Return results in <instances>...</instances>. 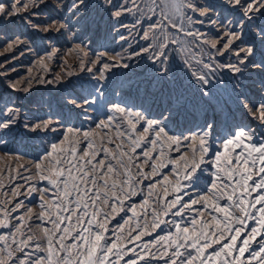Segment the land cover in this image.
<instances>
[{"label": "snow or ice", "instance_id": "1", "mask_svg": "<svg viewBox=\"0 0 264 264\" xmlns=\"http://www.w3.org/2000/svg\"><path fill=\"white\" fill-rule=\"evenodd\" d=\"M132 2L0 0V24L18 18L31 33H51L82 41L97 22L96 16L102 13L108 14L114 26L124 27L120 18L128 14ZM150 10L156 15L153 23L160 22L157 42L150 40L119 62L105 61L97 72L101 73L100 78L107 79L103 71L129 68L130 61L140 58L149 65L156 82L168 84L172 90L162 93L158 100L145 95L138 96L135 102L114 91L119 99L105 105L104 86L97 80L96 84L89 81L88 87L82 86L80 92H69L65 97L64 106L78 118L83 117L82 123L93 120L92 113L103 111L104 119L97 116L93 121L96 129L105 130L103 136L97 137L92 127L86 130L66 127L68 121L63 114L58 118L29 119L23 115L21 106L0 98V145H7L9 137L15 135L45 137L63 129L33 165L39 180L52 186L43 192L54 189L56 193L54 198L50 197L52 204L40 196L42 212L37 216L41 219L47 213L51 228H44L42 237H37L31 227L27 229L30 234L22 232V214L13 213L23 201L17 200L10 207L9 201L0 202V264H264V135L257 137L254 130L239 124L228 135H214L219 127L215 118L196 123L195 113L187 106L185 94L177 85L186 74L212 105L216 101L209 86L213 81L222 82L225 77H231L236 81L233 90L237 97H244L239 100L240 106L264 127V97L255 100L237 90L245 79H252L264 93V0H219L207 4L198 0H152ZM175 14H181L182 21L186 19L193 26H201L186 30L196 45L202 37L203 43L209 44L201 31L205 24L222 28L221 37L227 38L219 46L210 43L206 60L195 57L194 66L189 60L178 64L165 32L169 27L165 21H172L171 27L177 26ZM11 43L27 47L30 40L21 33ZM224 56L226 61L220 63L219 58ZM99 59L103 60V56ZM87 71L91 73L92 68L88 67ZM30 85L31 81L26 82L22 90L27 92ZM10 87L16 90L15 84ZM69 135L80 136L86 142L84 149L79 148L80 141L69 139ZM181 146L187 147L191 155L180 152ZM237 148L241 149L239 153H235ZM172 150L180 152V156H166ZM139 157L143 159L137 162ZM161 157L165 159L158 166L156 161ZM141 164H147V170ZM169 164L174 165L170 171L175 176L169 184H161L154 174ZM209 170L207 178L214 190L212 196L193 195L190 190L199 187L203 174ZM144 181H151L147 189L149 198L155 195L154 206L139 217L130 205L133 215L121 217L123 223L114 226L115 238H107L106 222L124 211L125 198L137 195L136 189ZM156 184H161L162 190L154 193ZM70 187L75 195L70 194ZM28 190H37L36 185L32 184ZM21 194L13 189L12 195ZM221 199L228 203H219ZM198 204L200 207H196ZM186 211H194L196 215L182 226ZM205 212L209 218H204ZM169 214L181 220L169 221L166 219ZM131 220L135 223L125 232L124 224ZM170 223L173 230L166 235L143 239L157 229L164 231L161 225Z\"/></svg>", "mask_w": 264, "mask_h": 264}, {"label": "rangeland", "instance_id": "2", "mask_svg": "<svg viewBox=\"0 0 264 264\" xmlns=\"http://www.w3.org/2000/svg\"><path fill=\"white\" fill-rule=\"evenodd\" d=\"M26 2H30V0H26ZM151 2L152 0H133L128 14L120 18L124 27L114 26V22L107 13H102V16L97 15V22L85 33L82 41H72L71 38L65 39L51 33L47 35L31 33L18 18H15L11 23L0 24V98L3 102L21 106L23 115L29 119L47 118L49 116L58 118L63 114L68 121L66 127H81L85 130L92 127L97 137L103 136L105 130L96 129L93 122L97 116L104 119L103 111L92 113L93 120L82 123L83 117L78 118L75 112H69L64 106L65 97L68 96L69 92H80L82 86H89V81L96 84L99 80V84L104 86L105 91V98H102V103L106 105L109 101L119 99L118 96L113 94L114 91H118L120 96L127 98L130 102H135L138 96L145 95L158 100L162 93L172 90L168 84L161 85L157 83L149 65L140 58L130 61L129 68L114 67L103 71V76L107 79L100 78L101 73L97 72L103 62L106 61L109 64L114 61L119 62L121 58H128L132 52L146 46L150 40L154 43L157 42L156 34L160 32V22L153 23L156 20V15L150 10ZM198 2L201 4L218 3L219 0H198ZM124 3L128 4L129 0H124ZM223 15H227V13L224 12ZM230 19L232 18L230 17ZM175 21L176 27H171L172 21H165L169 24L165 32L167 33L168 43L174 53L177 54L178 64L184 60H189L194 66L195 57L206 60L211 50L210 43L215 42L219 46L227 38L226 36L221 37L222 28L205 24L201 31L206 35L209 44H204L202 37L200 44L196 45L193 42V37L187 35L186 30L188 28H200L201 26L198 24L193 26L186 19L182 21L181 14H175ZM21 33H25L30 40L27 47L11 43V40ZM121 35L123 38H121ZM173 40L176 42L175 44L172 43ZM197 48L200 49L199 52ZM101 56H103V60L99 59ZM226 59L227 56L220 57L219 62L223 63ZM90 61H96V63L93 64ZM88 67L92 68L91 73L87 71ZM57 77L60 79H56ZM230 80L231 83H229ZM28 81H31L30 88L27 92H24L22 88ZM41 81H51V83ZM12 84L16 85V90L10 87ZM235 84L236 81L231 77H225L222 82L213 81L209 87L212 88V95L216 103L209 105L207 97L201 95L195 82L191 81L186 74L177 81L179 90L185 94L187 106L195 113L196 123H200L204 119L215 118L219 127L215 130L214 135H228L229 130L237 124L251 128L257 137L264 135V127L261 126V122L249 115L240 106L239 100H243L244 97H237L236 92L233 90ZM237 90H242L255 100H261L264 97L260 85L254 84L252 79H245ZM155 107L156 105H153V110H155ZM202 108L206 109V112L201 111ZM106 110L105 108L104 111ZM192 126L194 127V125ZM62 133L63 129L57 134L35 138L19 134L9 137L7 145H0V202L7 200L9 201L7 206L10 207L17 200L23 201L21 207L13 215L22 214L24 223L21 231L26 234H30L27 229L31 227V231L37 237H42L43 229L51 228L47 213L41 219H38L37 216L42 212L40 196L43 195L44 202L52 204V198L55 197L56 193L54 189L49 193L43 192L44 188L52 189V186L47 181L39 180V177L35 175L36 169L33 165L44 154L49 142ZM69 139L80 141L79 148L84 149L86 142L80 136L72 137L69 135ZM219 146L220 141L217 140L216 147L219 148ZM108 147L112 148V145H108ZM192 147H195V144ZM240 151V148L235 149V153ZM139 152L140 149H137V155H139ZM180 152H184L188 156L191 155L190 150L185 146H181ZM180 152L168 151L166 156L178 158ZM142 159L143 157H139L137 162ZM164 159V157H161L159 161H156L157 165L159 166L160 161ZM107 162L106 160L105 163ZM179 163L180 161L177 159V165ZM141 167L147 170L148 165L141 164ZM173 168L174 165L169 164L168 167L154 174V179L161 181V184H169L175 176V172L170 171ZM210 172L211 170L203 174L202 181L197 189L190 190L193 195L212 196L214 190H211L210 181L207 178ZM165 176L167 179H164ZM25 177H31V179L26 180ZM150 182L144 181L136 189L137 195L125 198L124 211L118 212L109 222H106V227L109 230L106 234L107 238H115L113 236L114 226L117 223H123L121 217L127 218L133 215L129 210L130 205L135 208L136 216L143 217L144 212H150L155 200V195L152 198L148 196L147 185ZM32 184L36 185L37 190H28ZM161 184L155 185L154 193L162 190ZM16 185H20V187L16 188ZM13 189L22 194L12 195ZM69 192L71 195H75L71 191V187ZM172 195L173 193L170 190L169 200L172 199ZM60 196L63 197V193H60ZM185 199H187V196H185ZM145 200H148V204H144ZM160 203L162 204L164 201ZM219 203L227 204L228 201L221 199ZM196 207H200V205L198 204ZM29 208L31 209L30 212L27 211ZM195 215L196 212L194 211H186L182 226L187 224ZM204 218H209L208 212L204 213ZM147 219L150 221L151 216L149 215ZM166 219L169 221L175 219L178 222L181 220L180 217L173 218L171 214ZM140 222L143 223V219ZM14 223H18V221H14ZM134 223L135 220H131L129 223L124 224V231L127 232ZM248 226H252L251 221ZM78 228L79 225H77ZM161 228L164 231L157 229L152 236H144L143 239L151 240L157 235H166L170 230H173L171 223L168 225L162 224ZM19 238V234H17V239ZM68 243H71V241L69 240Z\"/></svg>", "mask_w": 264, "mask_h": 264}]
</instances>
